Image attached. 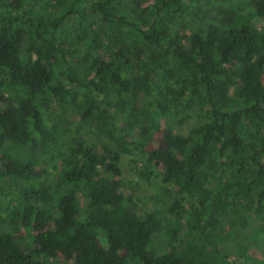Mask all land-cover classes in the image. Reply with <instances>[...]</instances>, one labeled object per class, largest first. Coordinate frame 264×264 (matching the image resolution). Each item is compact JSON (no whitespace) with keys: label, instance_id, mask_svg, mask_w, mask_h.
<instances>
[{"label":"trees","instance_id":"16d2710c","mask_svg":"<svg viewBox=\"0 0 264 264\" xmlns=\"http://www.w3.org/2000/svg\"><path fill=\"white\" fill-rule=\"evenodd\" d=\"M125 156L154 211L122 192ZM250 233L264 0H0V264H235Z\"/></svg>","mask_w":264,"mask_h":264},{"label":"rangeland","instance_id":"374dc122","mask_svg":"<svg viewBox=\"0 0 264 264\" xmlns=\"http://www.w3.org/2000/svg\"><path fill=\"white\" fill-rule=\"evenodd\" d=\"M168 123V120H163L162 128H165ZM200 123L201 121L199 119L194 118L181 125L176 126V130L179 133L186 135L192 127L198 126ZM89 140L100 147L104 146L105 144L109 145L107 140L99 139L94 135H90ZM134 167L135 165L129 157H123L121 163V168L123 171L122 176L117 178L116 180L117 182L122 184V192L125 195H132L137 200L139 214H144L148 211H154V203L152 201H147L146 198L153 195L155 193V190L151 186L147 185L145 182L139 181L136 178V171L134 170ZM19 235H22L23 238L24 232L21 231ZM249 237V241L254 244V246L247 249V257L242 258L241 256H239V254H237V251H230L228 252L230 261L234 262L235 264H261L264 261V237L259 236L255 233H250ZM27 243V239L24 238L21 246L24 249H28L26 245ZM48 259L49 261L55 264H75V261L72 258H68L63 253H58L54 256H49Z\"/></svg>","mask_w":264,"mask_h":264}]
</instances>
